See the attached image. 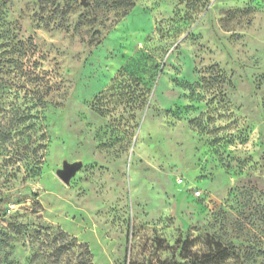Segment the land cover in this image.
Returning a JSON list of instances; mask_svg holds the SVG:
<instances>
[{
  "label": "rangeland",
  "instance_id": "rangeland-1",
  "mask_svg": "<svg viewBox=\"0 0 264 264\" xmlns=\"http://www.w3.org/2000/svg\"><path fill=\"white\" fill-rule=\"evenodd\" d=\"M131 1L0 0V264H264V0Z\"/></svg>",
  "mask_w": 264,
  "mask_h": 264
},
{
  "label": "trees",
  "instance_id": "trees-1",
  "mask_svg": "<svg viewBox=\"0 0 264 264\" xmlns=\"http://www.w3.org/2000/svg\"><path fill=\"white\" fill-rule=\"evenodd\" d=\"M95 1L98 4L103 3L107 7V9L116 10L119 8L121 10V12H120L122 14L121 16H126L130 12V10L135 6V2L131 1V0H125V1H120V2L115 1V0H95ZM65 6H66V9H68V10L66 11V9H65V11H63L60 14L59 17H61V19L59 20V22L57 24L59 26L63 23L64 20L68 19L70 17L71 13L74 11V8L71 7L70 4L68 6V2L65 4ZM90 7L91 6H89V8ZM80 18H81V15H80ZM19 54H20V52H19ZM22 66H23V63L19 62V63H16V65L14 67L19 69ZM0 69H2V66L0 67ZM22 74H26L27 77L30 79V81L32 83H35L34 84L35 86H38V84H40V80H41V82L43 80V79L39 78V74L34 75V71H30L28 74L25 71H22L21 75ZM43 74L45 75V73H43ZM48 87H50V85H48ZM35 90L38 91L37 89H35ZM214 250H216L215 256H217L221 252H224L226 250V247H223L222 244H220V243H214L213 244V251Z\"/></svg>",
  "mask_w": 264,
  "mask_h": 264
},
{
  "label": "water",
  "instance_id": "water-1",
  "mask_svg": "<svg viewBox=\"0 0 264 264\" xmlns=\"http://www.w3.org/2000/svg\"><path fill=\"white\" fill-rule=\"evenodd\" d=\"M81 163H64L63 168L57 170L59 177L65 182L69 183L72 177L75 176L77 171L80 169Z\"/></svg>",
  "mask_w": 264,
  "mask_h": 264
},
{
  "label": "built area",
  "instance_id": "built-area-1",
  "mask_svg": "<svg viewBox=\"0 0 264 264\" xmlns=\"http://www.w3.org/2000/svg\"><path fill=\"white\" fill-rule=\"evenodd\" d=\"M181 181V179H179Z\"/></svg>",
  "mask_w": 264,
  "mask_h": 264
}]
</instances>
